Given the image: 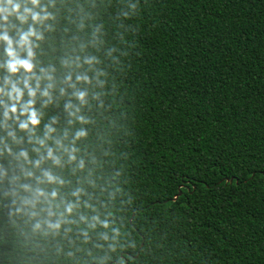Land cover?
Here are the masks:
<instances>
[{
  "label": "trees",
  "instance_id": "trees-1",
  "mask_svg": "<svg viewBox=\"0 0 264 264\" xmlns=\"http://www.w3.org/2000/svg\"><path fill=\"white\" fill-rule=\"evenodd\" d=\"M56 6L45 62L99 58L78 175L115 231L33 229L0 195V264H264V0Z\"/></svg>",
  "mask_w": 264,
  "mask_h": 264
},
{
  "label": "clouds",
  "instance_id": "clouds-1",
  "mask_svg": "<svg viewBox=\"0 0 264 264\" xmlns=\"http://www.w3.org/2000/svg\"><path fill=\"white\" fill-rule=\"evenodd\" d=\"M56 7V0H0V195L33 229L68 231L75 218L88 241L89 230L110 229L78 175L91 122L84 110L99 100L102 71L96 55L76 50L45 62ZM99 234L108 240L107 231Z\"/></svg>",
  "mask_w": 264,
  "mask_h": 264
}]
</instances>
